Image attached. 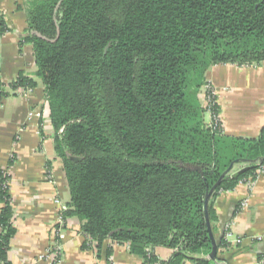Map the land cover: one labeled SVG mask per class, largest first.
I'll return each instance as SVG.
<instances>
[{
  "label": "trees",
  "instance_id": "16d2710c",
  "mask_svg": "<svg viewBox=\"0 0 264 264\" xmlns=\"http://www.w3.org/2000/svg\"><path fill=\"white\" fill-rule=\"evenodd\" d=\"M23 1L22 42L33 49L71 197L63 214L79 220L84 249L111 242L144 264L220 263L225 240L215 259L199 258L213 252L214 201L257 180L264 125L255 139L227 136L201 99L210 68L264 63V0ZM0 29L9 30L1 14ZM36 86L24 74L11 84ZM11 199L2 170L0 264H13ZM159 247L173 250L169 261Z\"/></svg>",
  "mask_w": 264,
  "mask_h": 264
},
{
  "label": "crops",
  "instance_id": "0c3cea01",
  "mask_svg": "<svg viewBox=\"0 0 264 264\" xmlns=\"http://www.w3.org/2000/svg\"><path fill=\"white\" fill-rule=\"evenodd\" d=\"M23 4V0H0V14L9 28L4 34L0 29V171L10 176L16 230L10 260L13 264H53L45 254L59 243L61 264H144L127 244L107 242L100 251L84 249L86 240L76 218L69 219L63 233L55 231L71 197L63 162L55 151L45 87L35 77L33 49L22 42L28 26ZM20 74L37 82L30 96L11 88ZM207 81L218 98L224 134L258 138L264 125V63L214 66L207 72ZM245 201L248 206L241 210ZM214 212L212 233L218 246L227 225H233V238L227 248L219 250L217 264H256L264 255V176L251 188L240 184L222 193L214 201ZM154 252L161 261H169L174 253L162 247Z\"/></svg>",
  "mask_w": 264,
  "mask_h": 264
},
{
  "label": "built area",
  "instance_id": "2783aa9c",
  "mask_svg": "<svg viewBox=\"0 0 264 264\" xmlns=\"http://www.w3.org/2000/svg\"><path fill=\"white\" fill-rule=\"evenodd\" d=\"M23 93H29L31 94L33 90H26V89H18ZM217 97L215 90L211 87V86H207L204 88L203 91V96L202 99L204 100V105L207 109V113L213 117V121L216 124V127L223 129L222 124L220 122V119L218 116L214 115L212 113V107L213 105V98ZM264 176V166L260 167L259 170L257 171V179L261 178ZM255 183V180H249L246 184L249 186V188H251ZM248 206V201H245L242 206H241V210H245V208ZM64 210L59 214L58 217V221L56 223V227H55V231H57L59 234L62 233V230L67 228L69 226V220L67 218H65L64 216ZM233 225L229 224L226 227V232H225V238L224 240L226 241V243L229 244V242H231L230 238L233 236V230H232ZM61 257H62V247L59 243L53 245L45 254V258H47V260H50L51 262H53V264H61ZM256 264H264V255H262L260 258H258Z\"/></svg>",
  "mask_w": 264,
  "mask_h": 264
},
{
  "label": "water",
  "instance_id": "95a60500",
  "mask_svg": "<svg viewBox=\"0 0 264 264\" xmlns=\"http://www.w3.org/2000/svg\"><path fill=\"white\" fill-rule=\"evenodd\" d=\"M210 197H211V194L208 195L207 196V199H206V214H207V223H208V226L211 228V224L209 222V214H208V204H209ZM211 238H212V242H213V252H212L210 258L211 259H215L216 255H217V251H218V245H217V243L215 242V240L213 238V233L211 235Z\"/></svg>",
  "mask_w": 264,
  "mask_h": 264
},
{
  "label": "rangeland",
  "instance_id": "374dc122",
  "mask_svg": "<svg viewBox=\"0 0 264 264\" xmlns=\"http://www.w3.org/2000/svg\"><path fill=\"white\" fill-rule=\"evenodd\" d=\"M20 89H21V88H20ZM17 91H20V90L17 89ZM21 94H22L23 96H26V97H27V96H30L29 93H26V94H25V93L22 92ZM201 100H202V103H203V106H204V100H203V99H201ZM206 119H207L208 121H210V115H209L208 113L206 114ZM66 229H67V228L63 229V230H62V233H63ZM232 238H233V236H232L230 239L232 240Z\"/></svg>",
  "mask_w": 264,
  "mask_h": 264
}]
</instances>
